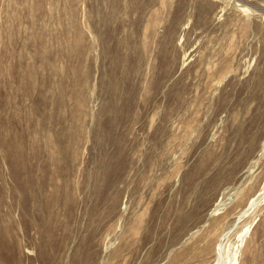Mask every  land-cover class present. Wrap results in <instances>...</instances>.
Listing matches in <instances>:
<instances>
[{
  "label": "rangeland",
  "instance_id": "374dc122",
  "mask_svg": "<svg viewBox=\"0 0 264 264\" xmlns=\"http://www.w3.org/2000/svg\"><path fill=\"white\" fill-rule=\"evenodd\" d=\"M0 264H264V0H0Z\"/></svg>",
  "mask_w": 264,
  "mask_h": 264
}]
</instances>
